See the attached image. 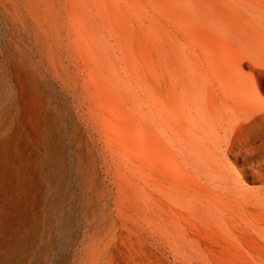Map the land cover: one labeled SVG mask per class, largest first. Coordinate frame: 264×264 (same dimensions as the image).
I'll return each instance as SVG.
<instances>
[{
    "label": "rangeland",
    "instance_id": "1",
    "mask_svg": "<svg viewBox=\"0 0 264 264\" xmlns=\"http://www.w3.org/2000/svg\"><path fill=\"white\" fill-rule=\"evenodd\" d=\"M51 2L58 10L49 9L47 20L41 21L46 32V114L57 138L53 147L59 161L55 176L46 182L44 200L71 201L68 206L56 203L57 222L48 228L51 232L46 231L42 220L36 223V246L33 244V255L25 264H75L74 249L87 209L83 200L105 197L107 193L106 199L133 194L187 197L200 193L225 198L234 208L225 209L235 223L233 264H264V135L253 140L250 124L239 123L230 139L233 146L241 148L240 152L219 148L216 152L202 117L204 103L223 97L228 102L238 101L245 108L264 104V0ZM10 3L0 0V20H21ZM24 14L23 20H40L32 10ZM85 90L88 92H82ZM82 120L89 125L86 127ZM251 143L259 150L245 154ZM62 212L65 221L60 220ZM250 223L256 225L251 227Z\"/></svg>",
    "mask_w": 264,
    "mask_h": 264
},
{
    "label": "bare ground",
    "instance_id": "2",
    "mask_svg": "<svg viewBox=\"0 0 264 264\" xmlns=\"http://www.w3.org/2000/svg\"><path fill=\"white\" fill-rule=\"evenodd\" d=\"M9 2H11L10 4L16 8L19 19L21 20H0V264H25L26 262H29L30 258L32 257L31 254L33 255L31 248L36 246L35 245L36 244L35 239L37 236L36 235V223L39 220H42L43 223L45 224L46 231H47V229L51 227L54 220H56V216L54 212L56 211L55 210L56 205H57L56 203H59V202L48 203L47 201L45 202L44 200L46 182L48 179L51 178V176H55L57 163L59 159H58V151L55 150L53 147V145L54 144L56 145L57 143L56 141L57 138L53 133V125L52 123H50V120H48L47 114H46V98H45V73H47L46 67H45L46 59H47V54L45 52L46 32H45V27L43 25V22L41 21V19L47 20L49 9H51L52 11H55L54 9H56L57 7L55 8L51 0H18V1L17 0H11V1L7 0V3ZM11 5H10V8L13 7ZM27 8L29 10L34 11L38 17L37 19H40V20H36V19L35 20H25V19L23 20V18L25 17L24 12H27L28 10ZM57 10L58 9H56V11ZM55 19L57 20V18ZM59 28L57 27L56 29L58 30ZM48 30L49 29L47 28L46 31ZM58 34L60 33L58 32ZM224 41H227L226 38ZM228 43H231V42H228ZM218 44H220V42ZM223 47H226V45H223ZM232 47H233V44H232ZM61 52H62V49H61ZM48 53H50V51ZM257 53L255 55H257ZM239 54H241V52ZM238 57L239 56H237V58ZM53 59H54V55H53ZM241 59L243 60L245 58H241ZM253 63L254 61L252 62V64ZM243 65H245V63ZM190 68L192 69L191 66ZM62 70H64V68ZM242 70H241V73H242ZM65 71H67V69ZM257 71L258 70H256V73ZM257 76L258 75H256V77ZM189 77L191 78V76ZM201 80H203V78ZM189 81L190 80H188V82ZM194 89H197V88H194ZM207 89H208V86H207ZM203 91H204V88H203ZM82 92L86 93L88 91L85 90ZM196 92H199V91H196ZM251 95H249V97ZM254 97L255 96H253V98ZM224 98L225 97L221 98L219 101L213 100V101L204 103L203 107L205 108V113L202 117L206 121L207 126L209 128L208 135L212 134L211 142H213L212 146L214 150L216 152L219 151V149L224 150V151L227 150L230 153L235 154V152L239 153L241 148L233 146L231 144L230 138H231V135L235 127L239 123H249L250 124V128L252 129V133L254 136L253 140H256V138L259 139L260 137L264 135V125L262 124V120H261L263 118L262 116L264 115V104H258L252 108H245L238 101L232 100L228 102ZM244 98L246 99V97ZM186 114H187V111H186ZM84 117L86 116L84 115ZM191 117H194V116H191ZM87 125H89V123ZM87 125L85 123L86 127ZM175 136L177 138L179 137L177 135ZM248 146H249V149L245 148V151H244L245 154H248L250 152H255L259 148V147L255 148L254 143L248 144ZM262 148L264 149V145ZM173 149L174 151H176L174 147ZM182 150L185 151V149H182ZM193 152L194 151H192V154ZM196 155H199V154L197 153ZM188 159H192V158H188ZM81 161L83 162L84 160L82 159ZM226 164H228V162ZM192 166L194 167V165ZM192 166H191V169H192ZM203 166L206 168L205 164H203ZM195 171H197V169H195ZM202 172L203 171H201L200 174ZM234 174H236V172ZM188 177H187V181H188ZM92 182H95V181H92ZM184 182H183V185H184ZM185 184H187V182H185ZM132 185L136 187V184H132ZM147 185L149 186L150 184H147ZM201 185H204V184H201ZM233 187H235V185ZM157 188L160 189L161 187H157ZM162 189H166V187L165 188L163 187ZM186 189H187V186H186ZM121 190H124V189L121 188ZM181 190L182 188H180V191ZM228 190H229V187H228ZM233 190L235 191V189ZM261 190L264 191V185L261 187ZM156 191L158 192V190ZM198 191L200 190L198 189ZM178 192H175V193H178ZM118 193L119 192H117L116 194ZM206 193H209V192L206 191ZM189 194L191 195V193ZM193 194H196V193H193ZM201 194L202 193H200V195ZM175 195L174 197L168 196V195H167L168 197L167 196L164 197V195L161 197H153V196L135 197L134 194L133 196L116 197L114 195L115 196L114 198L106 199V196L105 197L102 196V197H97V198H86L85 200H83L84 204L87 206V209H86L85 217L83 219V225H82V228L78 236L77 246L75 244L76 242L74 243L76 246V249H74L75 254L73 255L74 256L73 261L75 262V264H233L234 242L236 244V240L234 238L235 223H234V217H232L231 213L225 210V209H228L232 211L234 209L233 206L232 207L230 206L231 208H233L231 209L227 201H225V198L223 199L218 196H213L212 194L203 195V196H200L199 194H197L199 196L191 195L187 197L179 196V195L175 196ZM228 200H231V199H228ZM70 201H71L70 199L69 200L64 199V200H60V203H62L63 206H68L69 205L68 203ZM70 204H72V202ZM63 206H60V207L64 209ZM238 209H241V208L239 207ZM253 213H257V212H253ZM241 216H244V214ZM250 218H252L251 214H250ZM65 219L67 218L65 215H63V212H62L60 220L65 221ZM68 220L70 221V219ZM246 220H248V218ZM258 221L260 222V219H258ZM243 225H245V223ZM255 225L256 224H254L253 226ZM52 226L54 227V225ZM253 226L251 224V227ZM259 226H262V225H259ZM259 226L257 225V228ZM241 229L244 230V227ZM249 229L251 228L249 227ZM68 231L70 232V230ZM75 235L77 236V234ZM40 236H43V235H40ZM252 236L256 237V235H252ZM63 237H61V239ZM48 239L50 238L48 237ZM46 241L48 242V240ZM48 245L46 244V246ZM37 255H39V253Z\"/></svg>",
    "mask_w": 264,
    "mask_h": 264
}]
</instances>
